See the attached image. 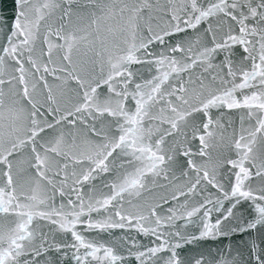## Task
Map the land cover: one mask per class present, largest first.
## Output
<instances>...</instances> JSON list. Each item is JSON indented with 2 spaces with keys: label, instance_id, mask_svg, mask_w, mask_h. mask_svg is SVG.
<instances>
[{
  "label": "snow or ice",
  "instance_id": "6c2138e0",
  "mask_svg": "<svg viewBox=\"0 0 264 264\" xmlns=\"http://www.w3.org/2000/svg\"><path fill=\"white\" fill-rule=\"evenodd\" d=\"M0 264H264V0H13Z\"/></svg>",
  "mask_w": 264,
  "mask_h": 264
},
{
  "label": "water",
  "instance_id": "95a60500",
  "mask_svg": "<svg viewBox=\"0 0 264 264\" xmlns=\"http://www.w3.org/2000/svg\"><path fill=\"white\" fill-rule=\"evenodd\" d=\"M12 5H13V0H0V14H5V15H11L12 13ZM106 238V237H102ZM243 237L240 234H235L233 237L229 238H223L222 241H209L205 247H211L212 249H216L217 247L223 248V246L227 243L230 242H238L242 239Z\"/></svg>",
  "mask_w": 264,
  "mask_h": 264
}]
</instances>
